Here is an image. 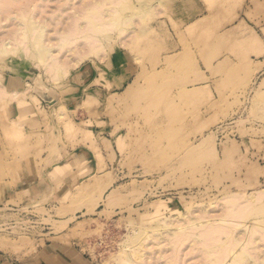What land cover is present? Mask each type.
<instances>
[{
  "label": "rangeland",
  "instance_id": "rangeland-1",
  "mask_svg": "<svg viewBox=\"0 0 264 264\" xmlns=\"http://www.w3.org/2000/svg\"><path fill=\"white\" fill-rule=\"evenodd\" d=\"M93 1L0 0V35L32 12L55 39ZM116 1L121 18L142 16L123 25L131 43L98 37L104 58L80 72L53 81L35 50L0 54L1 263L69 264L73 250L119 264L138 237L158 242L189 213L264 189V0ZM128 81L142 91L125 97ZM253 202L233 234L264 221V197ZM183 247L181 264L208 261Z\"/></svg>",
  "mask_w": 264,
  "mask_h": 264
},
{
  "label": "bare ground",
  "instance_id": "bare-ground-1",
  "mask_svg": "<svg viewBox=\"0 0 264 264\" xmlns=\"http://www.w3.org/2000/svg\"><path fill=\"white\" fill-rule=\"evenodd\" d=\"M108 1L107 0L93 1L94 2L92 3L93 7L92 6L88 8L85 7L86 12L84 13L85 14L84 17L80 19L81 22L78 23L79 20H77L78 24H73L75 25L74 30L76 31L70 32L71 30L69 31L68 28H66V31L61 29L58 30L56 29L55 32L52 31V33L53 32L56 34L58 33L57 34L58 37L55 36V39L49 36L51 34H48L49 33L48 27L49 25L52 24L48 23V21L46 20H43V18L42 19L37 18L38 16L32 15V12L31 14L28 15L27 13L22 14L20 12L22 15L19 16L20 18L23 19L20 21L23 22V25L20 24L21 22H19V24L20 26L22 25V28L19 29L20 32L18 31L19 34H17L15 37H9V36L5 37L6 33L0 35V54L5 56L12 54L29 55L32 49L35 50L37 52L36 64L39 66V68H42L43 73H45V75H47V77H49L53 81L58 79L59 76H62L63 74L65 75L66 72L70 71L71 69H74V71L78 69L76 72H80L81 71L80 69H84L87 67V64L85 65L83 62H85L86 59L89 58L90 54L97 56L98 61H101L104 58V54L101 53L102 47L98 41V37L100 36L106 37L109 35V32L111 30L116 29L117 35L120 37L121 39L120 41L122 42V45L131 43V39H132L131 35L133 36L134 33L125 34L124 26L125 24L129 25L130 23L136 24L138 23L137 21H140L139 18H142V16H139V18L137 17V20L133 19L132 17H126V16L121 18L120 13L122 12L121 9L124 8L122 6L123 4L121 3V7H120L118 1L115 0L118 3H115V1L113 2H108ZM6 10L9 12L8 9ZM74 13L76 14L77 12L75 11ZM20 26L18 25V27ZM56 26H58V24H56ZM31 37H33L32 40ZM81 40L85 42L83 43ZM80 41L84 45H82ZM101 72H103V70ZM118 78H119V82L120 81L124 82L125 80H127L128 77L127 75H122L119 76ZM107 88L109 90H114L115 86L110 85L107 86ZM1 90L2 89H0V91ZM96 90H99L100 92L102 91L100 87H97ZM140 91L142 90L137 88L135 84L133 85L132 83H130V81H128L127 85H125V88L123 90V95L125 97H128L130 95L135 96ZM3 94L5 95L7 94L5 90ZM16 94H18V92L15 93V95ZM2 95L0 97L3 98L4 96ZM114 97L119 99L121 95H114ZM137 112H139L138 115L139 117L144 116L145 118V116L149 114L148 112L150 111L148 110V107L145 106L138 109ZM255 193L257 194L250 193L249 197L247 198H242L241 195L238 196V194L236 195L234 193H233L234 195L232 194L228 196L226 195V197L222 198L223 201L221 200L217 201V205L222 206L219 207L221 208L220 212L215 213V212H210L209 210L202 209L200 212H194L193 214L189 213L190 215L189 214L186 215L187 217L185 216L183 222H179L180 224L176 222L177 223V224L175 223L176 226L172 225L173 222L170 219L169 222L170 223L172 222L170 224L171 227H169L168 229L169 232L166 233V236L164 235L160 238L162 240L160 241L158 240V242H155L154 239L156 238L155 237L156 235L152 237L153 238L152 241L149 240L150 238L149 239L147 238V240L145 241V238L148 237L145 234H144L145 237L139 235L141 239L140 237L137 236L139 240L137 239L138 240V241L136 240L137 243L135 241V244L133 243L134 245H131V251L130 253H128L132 255L135 261L131 260L132 257L130 258V260L126 259L127 256L121 253L118 256L120 258V256L123 255V258L118 259L119 260L118 263L119 264H155L153 262L156 257L155 253L158 252L157 258L161 260L160 262L161 264H175V263L181 264L182 255L185 254L183 253L184 250L183 246L188 245L191 246L189 252H193L194 250H198L201 252L197 254L196 256L197 258L202 255L204 257L205 255L204 261H206V258L208 259V261H206L205 264H247V261H249L248 264L249 263L251 264L252 261L253 264H264V250L262 249V246L264 247V233H263L264 231L260 228L264 226V221L257 220L258 222L255 221L256 223L253 224L251 223L252 225L250 226L244 225L242 226V228H240L239 231L235 230V232H237L235 234H233L234 231H232V228L235 229L237 226L243 225L242 220L245 219V215L247 217L249 214L253 213V208L250 207L254 203L253 201L257 202L263 199L264 189L260 191L259 190L255 191ZM250 210H252L251 213ZM194 211H198V210L196 209ZM173 221H175V219H173ZM253 225H255L257 228H255V226ZM216 233L217 234L220 233V235H215ZM223 233L224 235H222ZM237 234L242 236L239 237L237 236ZM207 235H209L210 239L213 240L206 238ZM212 236L216 238L214 239L212 238ZM219 236H221L220 237L221 239L218 238ZM130 239L131 238H129L128 241H130ZM218 240H220V242ZM212 241L217 243L213 244ZM1 242L2 241L0 240V245H3L1 244ZM197 245L200 248H198ZM153 246H158L159 250L158 247H156L157 248L156 250V248H154ZM199 259H201V257ZM126 261H128V263H126Z\"/></svg>",
  "mask_w": 264,
  "mask_h": 264
},
{
  "label": "crops",
  "instance_id": "crops-1",
  "mask_svg": "<svg viewBox=\"0 0 264 264\" xmlns=\"http://www.w3.org/2000/svg\"><path fill=\"white\" fill-rule=\"evenodd\" d=\"M25 177H30L29 175H25ZM29 179H31V177L29 178ZM23 190V191H22ZM27 193L28 192V190H27V188H23L22 187V189L21 190H19V193ZM20 195H23V194H20ZM67 254L69 255L68 256V263L69 264H89L88 262H86L85 261V259H83L80 255H78V254H76L73 250H69V251H67ZM1 261H2V259H1V254H0V263H1ZM4 262L3 263H1V264H9V262L8 261H5V260H3Z\"/></svg>",
  "mask_w": 264,
  "mask_h": 264
}]
</instances>
